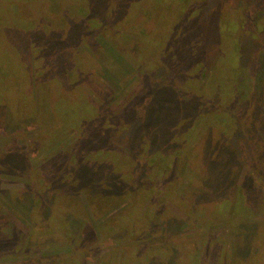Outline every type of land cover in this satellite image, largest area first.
I'll return each instance as SVG.
<instances>
[{"label":"rangeland","instance_id":"374dc122","mask_svg":"<svg viewBox=\"0 0 264 264\" xmlns=\"http://www.w3.org/2000/svg\"><path fill=\"white\" fill-rule=\"evenodd\" d=\"M70 50L78 53L83 66L67 58ZM212 67L216 72L204 88L207 99L197 98L202 89L196 87L198 73ZM84 68L88 75L82 83L104 93L98 94L104 103H99L101 110L135 109L144 118L143 127H150L149 117L162 111L168 99L157 110L149 101L150 84L166 93L174 86L169 83L179 82L185 92L179 99H194L192 107L199 111L183 116L173 105L167 120L148 128L147 133L166 139L170 155L164 165L177 170L182 181L178 176L161 178L154 185L158 191L140 193L138 205L121 217L116 210L97 219L88 208H80L83 213L65 206L56 209L50 195L39 198V186L46 185L41 181L54 178L57 162L67 158V169L75 163L69 155L77 139L64 140L41 155L23 154L32 144L26 132L33 128H22L17 115L40 110V101L31 104L33 95L27 89L33 81L38 96L42 87L44 93L52 89L51 96H45L50 109L40 116L46 119L38 124L36 116L28 123L40 134L39 146L67 133L66 128L43 132L52 116L76 112L85 121L95 118L84 109L83 115L77 114L82 113L80 104L54 99L59 93L54 85L60 83L65 90L71 74L79 79ZM242 70L244 80L238 84ZM263 87L264 0H0V264H264V160L257 159L253 166L257 151L244 155L243 161L225 152L239 144L249 152L257 148L264 156ZM226 99L231 106L236 99L235 111L209 121L206 114ZM139 127V121L134 122L128 136ZM200 133L203 143L197 146ZM116 136L111 134L107 144L120 147ZM130 142L138 145L140 140ZM215 161L219 163L213 167ZM187 167L193 174L183 176ZM250 171L255 174L251 180ZM58 180L48 183L61 187L60 195L79 190L69 174ZM156 210L160 219L153 217ZM146 211L153 221L139 228Z\"/></svg>","mask_w":264,"mask_h":264},{"label":"trees","instance_id":"16d2710c","mask_svg":"<svg viewBox=\"0 0 264 264\" xmlns=\"http://www.w3.org/2000/svg\"><path fill=\"white\" fill-rule=\"evenodd\" d=\"M215 1L219 3L221 0H215ZM242 1L243 0H234L236 4H241ZM245 1L248 0H244V2ZM218 12H219L218 8L214 7L212 10L213 15H217ZM100 34L102 37L107 39L108 35H103L101 32ZM154 54H157V52H154ZM66 56L71 60V62L79 64V56L77 52L70 50ZM29 58L32 59L31 56H29ZM143 58L145 57L143 56ZM44 62L45 60H43L40 63L39 66L41 68L44 67L45 65ZM79 65L83 66L82 63ZM29 69L30 71L35 72V69H33L32 65H29ZM137 70L139 72L141 71L138 67ZM205 70L206 69L199 71L198 78L196 79V81H198V79L199 81L198 82L194 81L197 83L196 87L202 88L196 95L197 98H206L205 96L207 95V90H204V88L208 89L207 86L208 80H210L211 76H213V74L216 72V69L214 70L213 67L211 69L209 68V71H205ZM80 72L81 73H78L80 76L79 79L73 77L71 74L73 80L72 82H69V85L67 84V86H65L66 87L65 90L61 89L60 83H58L57 86L53 84L55 89L56 88L59 89L58 95L56 96L54 94V99L55 101H57V103L59 99L62 98L73 104H77V105L80 104L82 108V113L80 112L77 114L83 115L84 114L83 109H84L86 110V113L91 112L95 116L94 118L95 120L92 118L91 120L85 121L84 117H82V119L77 118V116L73 114L76 112H72V113L64 112L61 113L63 114L62 116L57 118L56 116H52L53 119L50 118L51 122L44 121L46 125H48V127L47 129H44L43 132L48 133L50 132V130H62L66 128L67 133L60 136H56L54 139L49 140V142L51 143L47 144V146L44 147L39 146L36 143V141L37 139L42 141L40 139V134L39 133L37 134L35 130L36 128H34L33 125H28V123L33 122V120L37 119L34 117L36 116L40 117L41 115L46 114L48 112V109H50L51 104L47 103L45 96H47L48 93L50 94L52 89L49 86L47 93H44L43 90L45 88L42 87V92H40L38 96L39 90H37V92L33 90L35 87V81H33L32 86L30 85V88L27 89L30 90V95L34 96L35 93L37 94L36 98L34 99L32 96L31 104L34 101L39 100L40 110L38 114L37 113L33 114L32 110L30 111L27 110L26 113L25 112L22 114L19 113L17 115V118H20V120L23 122L22 128L24 126L26 128L28 127L33 128L32 131H30L29 129L26 132L27 134L28 133L31 134V140H32L31 146L27 148V152L29 154H27L26 151H24L23 154L24 156L27 155L28 157H32V154H34L35 152L36 153L40 152L38 154L41 155L45 151L49 152L50 150H53L54 147L61 145V143L64 142V140L68 139L70 141L71 139H73L72 141H74L75 139H77V141H75L76 143L75 144L73 143L74 144L73 146H75L74 148L75 150L69 155L71 157L70 159L71 161L76 159L75 163H72L67 169L66 166H68L69 164L68 165L64 164V161H69L67 158L62 159V162L59 163L57 162L55 167L52 169L55 175L54 178H50V180L44 179L43 181H41V184L46 183V185L39 186L42 191L41 196H39V198L40 197L45 198L46 194L50 195V199H51L50 203L53 204V206L56 209H60V207L65 206L66 208H72L78 211L76 213H83L80 208H82L83 210H87L86 208H88L90 212L93 213L97 219L100 216L101 217L105 216L107 214H110L111 211H116V210H118L116 216L121 217L124 214H126L128 210L131 209L133 206L138 205L139 201L141 200L138 197L140 193H149V192L158 191V189L157 190L154 189V185H156L161 178L164 179L167 176L172 178H177L173 176H178V177L181 176L177 170L170 167H165L164 165L166 162L165 159L170 155L169 149L167 147L168 145L166 139L159 137L157 134L156 136H154L152 134L147 133L146 131L148 130V128H151V125H154V127L156 128L161 124V121L164 122L165 120H167L168 117L171 116L173 113L170 108L173 105H176V107H178L177 114L182 113L183 116L185 114L190 116H195L197 113L199 114V111L194 110L192 107L195 102L194 99L189 98L187 100L188 102L186 103L182 102V100L179 99L182 93L185 94V92L179 90V82L169 83L170 85H174V86L169 87L171 90L169 89L168 92L166 93H164L165 91H163L162 89H158L156 88V86L150 84V87L152 88V94H151V98H149V101H151L152 104H154L157 107V110L159 105L161 107L162 104L160 103H162V100H164L166 96L168 97V99L165 101V104L163 103V106L161 107L162 111L156 112L154 115L149 117L150 127L148 128L143 127V124L145 122L144 118L143 116H141V113L139 115L135 114V109L133 112V109L129 110L127 109L126 106L122 110L123 112L120 111V109L119 112L118 111L112 113L103 112L101 110L102 106L99 104L101 102L99 98L104 95L103 91L99 90L96 86L89 84L87 82L82 83V80L86 78L85 77L86 75H88L87 68L81 69ZM148 74H150L151 76V72H149ZM202 78L204 79L203 84L200 83ZM242 79L244 80L243 70L241 71L240 78L238 79V84L239 81L242 82ZM30 80L31 78L29 79V81ZM41 82L42 80L40 81V86L43 84ZM188 87L193 89V87L191 86ZM189 93H194V92H189ZM262 93H264V91H262ZM41 94L42 97H40ZM98 94H100L101 96ZM237 95H239V93ZM210 99L214 100L215 96L214 98H210ZM55 101L52 102L53 105L54 103H56ZM104 102L106 104L105 98H104ZM20 103H21L20 108L24 109V105L22 104L21 101ZM97 104L99 105V108L97 107ZM225 104L224 103L219 104L218 108L212 110V113L206 114L207 119L211 122L214 120L216 121L219 120L222 115L227 114L228 116L231 112L235 111V107L237 106L236 99L231 100V104L235 106H231L229 104V99L225 100ZM214 105H216V102H214ZM185 108H186V112H184ZM237 110H239V108ZM201 116L204 117L205 115H201ZM40 119L45 120L46 117L38 118V122H37L38 124L40 122ZM133 121L134 122L139 121L140 130L134 132L133 134V136H136L137 138L133 137L131 134L128 136L129 131L132 132V124L134 123ZM97 122L98 124H96ZM116 132H117L116 139L118 138L121 144L122 141L125 142L124 144H126L128 141V143L130 144H126L125 147L122 146L120 143H119L120 147H116V146L113 147L110 146L109 143L107 144L109 136ZM202 134L204 133H200L198 136V140H197L198 142H196L197 146L200 143L201 144L203 143V141H201ZM207 136H208L207 138L210 141L211 136H209L208 134ZM252 137L255 136L253 135ZM35 138L36 140H34ZM221 139H223V137H221ZM139 140L140 143L138 145H135L130 142V141H136L137 144ZM76 144H79L78 147ZM145 144L146 146L144 149ZM168 144H171V142H168ZM34 145H37L38 147L36 151L33 150ZM229 145L231 146V143ZM73 146L68 147L67 149H70L71 152L72 150L71 148ZM232 146L230 149L226 148L225 150V152L228 153L229 154L228 156L231 158L235 157L237 158V160L241 159L243 161L244 155L250 157L254 153V151H257L256 153H258V155L255 154L257 155L256 156L257 158L254 155L251 158L253 166L258 165V160H264L263 154L262 153L260 154V150L254 148V145H253L254 149H252L251 152H249V149L245 147L242 150L241 148H239V144H237V147L234 146L232 147ZM141 147H143L142 152L136 151V148H141ZM238 148L241 149L242 151L241 152L238 151L237 150ZM54 152L51 154L54 155ZM95 152H97V155L95 154ZM239 152L242 155H240ZM47 154L49 155V153ZM40 158L42 157L40 156ZM79 158L81 159L79 160ZM245 160L246 159L244 158V161ZM218 163H219L218 161H215L212 164V166L213 167L217 166ZM177 168H178V163H177ZM19 172H24V170H20L18 171V173ZM222 172L228 173L226 171H222ZM1 173L2 172H0V176H2ZM190 173L193 174L191 168L187 167L184 171L183 176H189ZM250 173H251L250 176V180H251L252 174L253 177L255 176V174L254 172L252 173V171H250ZM10 174H15V172H11ZM63 174H69V177H73L75 179V181L73 182H75L76 187L79 188V190L75 191L74 194L69 195L67 193H64V195H60L62 194L60 192V190L62 189L61 187H56V186L52 187L49 185L48 182H50V184L60 182L58 179ZM41 175H45V174L41 173ZM180 180L182 181L181 177ZM2 194L3 193L0 192V198L2 197ZM130 194L132 195L130 196ZM126 202L128 203L131 202L128 207L125 206ZM40 205L43 207L42 201H40ZM41 206H38V208H41ZM40 213L41 212H39V214ZM148 213L146 211V214L143 215L144 218H146L145 221L144 219L142 220L143 217L141 218L142 223H140L139 221V223L141 224L139 228L145 227L144 223H150L151 221H153V218L151 217L148 218ZM41 216L44 217L43 215ZM153 217H155V219L157 218L160 219V212L156 210Z\"/></svg>","mask_w":264,"mask_h":264}]
</instances>
